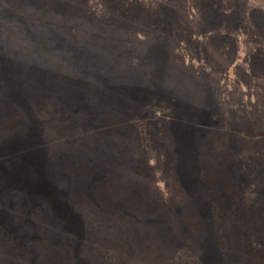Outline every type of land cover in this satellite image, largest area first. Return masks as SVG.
I'll use <instances>...</instances> for the list:
<instances>
[{
  "label": "rangeland",
  "instance_id": "rangeland-1",
  "mask_svg": "<svg viewBox=\"0 0 264 264\" xmlns=\"http://www.w3.org/2000/svg\"><path fill=\"white\" fill-rule=\"evenodd\" d=\"M0 264H264V0H0Z\"/></svg>",
  "mask_w": 264,
  "mask_h": 264
},
{
  "label": "trees",
  "instance_id": "trees-1",
  "mask_svg": "<svg viewBox=\"0 0 264 264\" xmlns=\"http://www.w3.org/2000/svg\"><path fill=\"white\" fill-rule=\"evenodd\" d=\"M52 39H53V38H52ZM55 40H57V39H55ZM57 41H58V40H57ZM59 42H62V40L59 39ZM55 46H57L58 48H61V47H63V43H62V46H61L60 44H59V45L57 44V45H55ZM61 49H62V48H61ZM62 50H63V49H62ZM62 50H61V51H62ZM157 107H158V106H155V108H153V110H156V111L158 112V110H160V108H159V107L157 108ZM156 108H157V109H156Z\"/></svg>",
  "mask_w": 264,
  "mask_h": 264
}]
</instances>
